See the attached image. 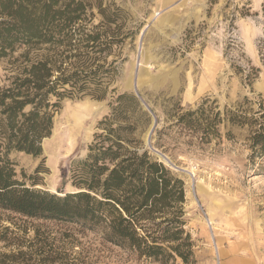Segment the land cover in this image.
<instances>
[{
	"label": "rangeland",
	"instance_id": "374dc122",
	"mask_svg": "<svg viewBox=\"0 0 264 264\" xmlns=\"http://www.w3.org/2000/svg\"><path fill=\"white\" fill-rule=\"evenodd\" d=\"M86 2L93 14L88 28L104 22L98 7L111 20L100 28L112 43L95 55L109 70L104 97L62 99L40 154H9L16 179L49 192L74 191L72 162L87 155L117 96L131 94L138 105L129 103L125 119L113 127L120 124L139 151L147 149L183 181L184 230L194 243L186 264H264V172H258V162L252 167L248 160L246 128H233L232 137L225 134V109L241 113L264 103V68L257 51L264 33V0ZM25 50L0 61V88L17 72L21 61L15 59ZM249 67L260 69L250 84L243 79ZM199 107L198 121L177 123L179 115ZM211 121L215 131L205 136V124ZM0 216L1 225L23 242L22 249L29 251L31 242L37 251L59 254L61 264H159L75 224L4 211ZM173 264L185 263L177 258Z\"/></svg>",
	"mask_w": 264,
	"mask_h": 264
},
{
	"label": "trees",
	"instance_id": "16d2710c",
	"mask_svg": "<svg viewBox=\"0 0 264 264\" xmlns=\"http://www.w3.org/2000/svg\"><path fill=\"white\" fill-rule=\"evenodd\" d=\"M90 9L86 0H0V61L26 48L15 59L21 61L17 72L0 88V211L75 224L159 264H173L177 258L190 263L194 243L184 230L183 181L147 149L139 151L120 124L113 127L114 122L125 119L129 103L138 105L131 94L117 96L111 117L100 121L101 132L95 134L87 155L72 162L74 191L49 192L16 179L9 154H40L41 142L51 134L62 99L104 97L109 70L95 55L112 43L100 28L108 27L111 20L98 7L104 22L88 28L93 15ZM261 15L264 22V2ZM33 50L39 54L31 58ZM72 50L76 53L68 55ZM257 51L264 68V33ZM71 58L78 61H67ZM259 72V68L249 67L244 81L250 84ZM200 110L179 115L177 123L190 125L194 117L198 121ZM215 125L206 122L205 136L213 134ZM225 128L227 137L233 136V128L248 130V160L252 167L258 162V172H264V103L258 102L255 110L246 107L241 113L225 109ZM1 221L0 216V264L62 263L59 254L37 251L38 246L29 240V251L22 249L23 242ZM2 248L13 249L5 252Z\"/></svg>",
	"mask_w": 264,
	"mask_h": 264
},
{
	"label": "bare ground",
	"instance_id": "6f19581e",
	"mask_svg": "<svg viewBox=\"0 0 264 264\" xmlns=\"http://www.w3.org/2000/svg\"><path fill=\"white\" fill-rule=\"evenodd\" d=\"M217 254H218V252H217ZM220 254V253H219Z\"/></svg>",
	"mask_w": 264,
	"mask_h": 264
},
{
	"label": "water",
	"instance_id": "95a60500",
	"mask_svg": "<svg viewBox=\"0 0 264 264\" xmlns=\"http://www.w3.org/2000/svg\"><path fill=\"white\" fill-rule=\"evenodd\" d=\"M149 139V138H148ZM148 141V140H147Z\"/></svg>",
	"mask_w": 264,
	"mask_h": 264
}]
</instances>
